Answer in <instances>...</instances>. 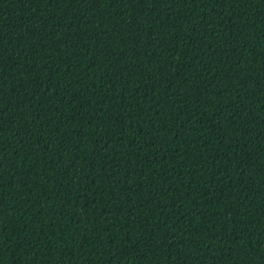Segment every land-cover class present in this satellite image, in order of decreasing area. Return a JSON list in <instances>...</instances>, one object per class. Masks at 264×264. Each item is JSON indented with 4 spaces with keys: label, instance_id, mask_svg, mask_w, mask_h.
Returning <instances> with one entry per match:
<instances>
[{
    "label": "trees",
    "instance_id": "16d2710c",
    "mask_svg": "<svg viewBox=\"0 0 264 264\" xmlns=\"http://www.w3.org/2000/svg\"><path fill=\"white\" fill-rule=\"evenodd\" d=\"M0 264H264V0H0Z\"/></svg>",
    "mask_w": 264,
    "mask_h": 264
}]
</instances>
